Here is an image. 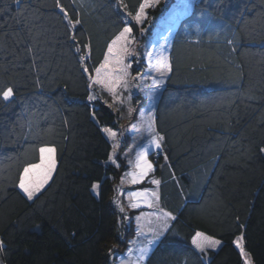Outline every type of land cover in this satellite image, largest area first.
<instances>
[{
  "label": "trees",
  "instance_id": "16d2710c",
  "mask_svg": "<svg viewBox=\"0 0 264 264\" xmlns=\"http://www.w3.org/2000/svg\"><path fill=\"white\" fill-rule=\"evenodd\" d=\"M173 1L135 25L140 44L163 35L159 22ZM143 3L61 0L83 21L70 30L54 0H0V86H13L16 96L9 108L0 104V264H113L134 236L111 201L127 169L128 135L116 167L102 129L117 132L121 118L88 76ZM233 33L235 45L227 42ZM85 52L87 73L78 59ZM167 55L172 71L154 111L164 137L154 177L163 209L176 219L145 264H244L234 243L241 236L251 264H264V0H196L172 28ZM145 69L143 59L132 61L131 73ZM90 92L99 98L89 102ZM131 95L134 121L144 98ZM40 146L56 148L57 171L28 200L16 185ZM197 232L219 240L218 249L199 253L191 243Z\"/></svg>",
  "mask_w": 264,
  "mask_h": 264
},
{
  "label": "snow or ice",
  "instance_id": "6c2138e0",
  "mask_svg": "<svg viewBox=\"0 0 264 264\" xmlns=\"http://www.w3.org/2000/svg\"><path fill=\"white\" fill-rule=\"evenodd\" d=\"M17 4H21L22 0H15ZM118 7L124 6L123 0H115ZM158 0H151V3H156ZM151 6L148 0L144 4H141L139 10L133 16L131 13L127 15L131 18L127 21V24L119 30L111 41L107 44V50L103 55V60L100 62L99 66H93L94 75L88 76V87L91 89L94 86H99L102 91H106L113 99L114 103L124 104L125 100L131 103L132 95L130 93V87L136 86L132 84V81L138 80L140 74L137 73L136 76H132L130 69L132 68L131 58L139 55L135 45V37L132 35L133 28L136 24H143L145 17V8ZM53 7L59 9L63 13L62 20L67 21L66 28L70 30H76L77 25L83 26V21L79 18L73 20L69 13L61 4V0H54ZM126 7V6H124ZM132 21H135V24H132ZM179 21L177 18L173 22ZM123 22V21H122ZM131 25V26H129ZM140 32L143 33L144 29L141 27ZM5 39H7V34H5ZM69 39L73 42H76V35L69 36ZM229 44L235 45L237 43V38L235 33H233L232 39L227 41ZM90 45L85 44L84 49H89ZM235 50V48H233ZM31 51V49H28ZM164 45H160L159 49H154L153 51H146L144 55L149 59V73L145 74V78H148L151 73H155V76L152 77L153 84L150 89L149 100L153 101L155 94L159 89L163 88L165 81L169 78V73L172 71V64L170 57L165 54ZM76 52L81 53L82 49L79 46H76ZM90 58V54L85 52L79 56V62L82 65L83 72H88L89 69L86 65V61ZM154 60V63L151 61ZM137 64L140 63V60L136 61ZM121 89L129 91V95L124 97L121 94ZM143 91V88H141ZM99 97L94 93H89L87 99L89 102L96 101ZM16 103V96L14 95V88L8 84L0 86V104L3 108H9L10 106ZM112 107V105H109ZM151 107V103H150ZM133 108L128 107V115L131 116ZM140 128H145L148 132V142L147 144H135V162L134 170L131 172L125 173V177L130 178L131 184L142 183L150 173L154 172V165L149 160V154L151 148L154 147L157 150L162 149L164 137L159 134L155 128V113L154 110L150 111L145 118L143 112L141 113V120L138 125ZM137 127V126H134ZM102 131L107 135L108 139L113 141L112 148L113 151L108 156V161L111 162L114 166L120 167L117 163L115 156L116 150L120 147V140L116 131H113L111 128L105 127ZM39 158L38 162L29 163L23 167L22 171L18 176L17 187L23 192L28 200H33L38 198L37 194L49 184V181L53 179L54 172L57 171V150L53 146H40L38 148ZM127 156V154H126ZM165 161L168 160V157H164ZM129 163L133 161L129 160ZM125 177H121V184L124 183ZM152 185L157 186V190H149L145 188L143 191H133L128 193L129 197V207L132 209H137L140 207L141 202L146 204L149 208L155 207L156 212L147 214L148 222L151 224L153 221L156 223V227L149 226L147 231L150 232L151 239H147V244L139 249V256L137 257L136 264H142V262L147 258L150 251L153 248L159 246L164 238L165 234L169 231V220H175L176 217L172 215L171 212L165 211L163 208L159 207L160 204V194L158 188L161 184V181L155 178L150 180ZM102 185L100 183L92 184V190L96 195L100 194V189ZM114 203L117 204V207L121 213L125 211L124 206L118 201L114 200ZM127 219V216H125ZM145 219V215L142 213L140 216L136 217L137 221V236H143L145 233V228L141 226L140 222ZM243 237H238L234 242L236 247L240 250V255L245 257V264H251V261L247 259L248 254L244 251V244L241 242ZM132 243H135L133 241ZM192 245L195 246V249L201 254H205L208 249H215L220 245V241L214 239L210 236H206L202 232H197L191 241ZM6 245L2 239H0V251L5 249ZM132 249H128L130 254ZM113 254V250L109 249V255Z\"/></svg>",
  "mask_w": 264,
  "mask_h": 264
},
{
  "label": "rangeland",
  "instance_id": "374dc122",
  "mask_svg": "<svg viewBox=\"0 0 264 264\" xmlns=\"http://www.w3.org/2000/svg\"><path fill=\"white\" fill-rule=\"evenodd\" d=\"M170 0H158L156 3H151V0H148L151 6H148L145 8V17L144 21L147 20V15L148 11H153L155 10L158 6H162L166 3H168ZM173 1V0H172ZM196 0H174V5L171 7L170 10L165 14V16L162 18L163 20L159 25L158 30L163 34L162 36L155 35L152 39V42L146 45L140 44V37L135 38V45L134 47L136 48L137 52L139 53L138 56L131 58V62L134 60L135 62L137 60L143 59L146 63V69L145 71L140 74V78L138 80L132 81V84L136 85L133 87H130V93L131 92H139L142 98H144V104L143 106L139 109L137 117L132 120L133 118V112L131 116L123 117V114L125 112H128V107L131 106L132 104L129 105L127 100H125L124 104H119V103H114L113 99L111 97L110 99V105H112L111 109L119 114V117L121 118V122L119 124V130L117 131L118 138L120 140V147L122 146L124 138L128 135V143L124 149V152L122 154V159L124 162V165L127 167L125 172L121 175V177H125V173L131 172L134 170V162H135V152L136 149L134 148L135 144H147L148 142V132L145 128H140L139 122L141 120V113L143 112L145 118L147 117L148 113L150 111H155V106H156V101H157V96L158 92L155 94L153 101L150 102L149 100V93L150 89L153 84L152 77L155 76V73H151L148 78H145V74L149 73V65L150 61L144 55L146 51H153L154 49H159L160 45H164L165 48V54L167 55L168 53V46L170 43L171 39V34H172V28L176 26L177 23H175V26H173V22L177 20V18H180L181 14L185 10H189L193 4L195 3ZM146 0H144V3ZM143 3V4H144ZM145 23V22H144ZM143 23V24H144ZM143 24H138L139 26H142ZM159 32V33H160ZM141 36V35H140ZM154 63V60L151 61ZM139 66V65H138ZM131 71V69H130ZM132 76H136L137 74L131 73ZM141 88H143V91H141ZM95 89V87L91 88ZM121 94L124 97H127L129 95V91L121 89ZM109 95V94H108ZM151 103V107H150ZM109 106V105H108ZM132 121V123H129ZM128 122V123H127ZM126 124V125H125ZM125 125V126H124ZM137 126V127H134ZM111 145L113 144V141L109 140ZM119 147V148H120ZM118 148V149H119ZM116 150L115 156L118 155V151ZM113 151V148H112ZM162 149L157 150L154 147L151 148L150 154H149V160L153 163L154 169L156 170L157 166V156L161 154ZM112 153V152H111ZM127 154V156H126ZM153 156V159L151 158ZM129 160L133 161V163H129ZM154 170V172H155ZM154 172L150 173L148 177L145 178V180L142 183L139 184H131L130 183V178L125 177L124 183L121 184V177L119 178L118 182L115 185L114 189V195L112 198V205L114 207L115 212L117 213L118 219L120 222H123L124 225L128 226L131 225L133 226V231H134V236L131 238L129 241L126 250L123 252L121 256H119L113 264H136L137 257L139 256V249L147 244V239H151V233L147 231V228L149 226L151 227H156V223L153 221L151 224L148 222V216L147 214L156 212L157 209L155 207L149 208L146 204L141 202V205L137 209H132L129 207V197L128 193L133 192V191H143L145 188H148L149 190H157L156 185H152L150 183V180L154 177ZM159 194H160V204L159 207L163 208V203H162V197H161V192L160 189L158 188ZM94 192V191H93ZM114 200H118L123 206L125 211L121 213L117 207V204L114 203ZM145 215V219L140 222L141 226L145 228V233L143 236H137V221L136 217L140 216L141 214ZM125 216H127V219H125ZM170 221V220H169ZM168 221V224L170 225ZM147 238V239H146ZM135 241V243H132ZM236 245V244H235ZM131 248L132 252L129 254L128 249ZM155 248H153L154 250ZM152 250V251H153ZM152 251L149 252L147 258L142 262V264H145L146 260L148 257H150ZM245 257H243V262L245 264ZM248 259V258H247Z\"/></svg>",
  "mask_w": 264,
  "mask_h": 264
},
{
  "label": "crops",
  "instance_id": "0c3cea01",
  "mask_svg": "<svg viewBox=\"0 0 264 264\" xmlns=\"http://www.w3.org/2000/svg\"><path fill=\"white\" fill-rule=\"evenodd\" d=\"M194 246V245H193ZM195 247V246H194ZM219 247V246H218ZM218 247L217 248H215V249H208V250H216V249H218Z\"/></svg>",
  "mask_w": 264,
  "mask_h": 264
}]
</instances>
